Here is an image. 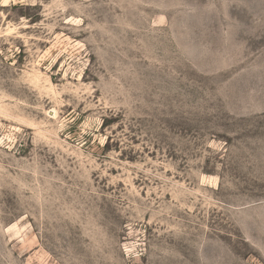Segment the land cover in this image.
I'll return each instance as SVG.
<instances>
[{
	"label": "rangeland",
	"instance_id": "obj_1",
	"mask_svg": "<svg viewBox=\"0 0 264 264\" xmlns=\"http://www.w3.org/2000/svg\"><path fill=\"white\" fill-rule=\"evenodd\" d=\"M0 264H264V0H0Z\"/></svg>",
	"mask_w": 264,
	"mask_h": 264
}]
</instances>
